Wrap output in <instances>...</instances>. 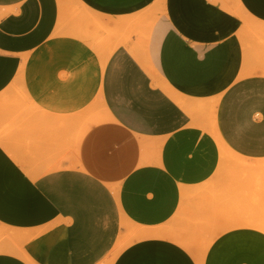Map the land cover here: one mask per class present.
I'll use <instances>...</instances> for the list:
<instances>
[{"label":"crops","instance_id":"0c3cea01","mask_svg":"<svg viewBox=\"0 0 264 264\" xmlns=\"http://www.w3.org/2000/svg\"><path fill=\"white\" fill-rule=\"evenodd\" d=\"M75 2L119 29L105 61L60 0H0V264H264L216 191L218 140L264 163V0Z\"/></svg>","mask_w":264,"mask_h":264},{"label":"rangeland","instance_id":"374dc122","mask_svg":"<svg viewBox=\"0 0 264 264\" xmlns=\"http://www.w3.org/2000/svg\"><path fill=\"white\" fill-rule=\"evenodd\" d=\"M65 3L66 14L64 19L66 22L64 23L67 29H64L62 26V28H60V32L66 31L64 32L65 34H70L83 39L89 36L88 41L92 42L96 46V51L104 57L108 51L115 48L120 42H123L118 39L119 29H116L117 31L115 34L112 32L106 33V28L99 22L96 14L86 8L79 7L77 2L74 3V0H65ZM69 3H74V6L71 8ZM142 14L150 15L148 17V21L146 20V22L142 23L130 22L126 24V26L123 25V32L130 34L136 31V28L137 30L142 31L144 34L143 38L139 40V46L141 44L145 47V45H148L149 43L151 31H153L156 27L157 21H161L164 13L162 9L154 11L147 9ZM80 19L86 22L82 24V26H78L77 23ZM150 59V55H144L142 62L147 63L150 66ZM97 111H99V108ZM194 114L200 117H206L208 123L211 124L213 118V108L208 105L206 110L202 108L197 109ZM240 161V159H237L228 153L222 152L219 179L216 181V191L218 193H222L223 196H227V194L237 196L240 203L245 202L246 205L250 207V211H254L256 219H259L258 225L256 226L262 227L264 226V169L258 171L239 170L236 168V163ZM240 206L241 204L238 205V207ZM260 230L262 229L260 228Z\"/></svg>","mask_w":264,"mask_h":264},{"label":"bare ground","instance_id":"6f19581e","mask_svg":"<svg viewBox=\"0 0 264 264\" xmlns=\"http://www.w3.org/2000/svg\"><path fill=\"white\" fill-rule=\"evenodd\" d=\"M65 14H66V3H65V0H60V19H59V24H58L59 30L63 26V23L65 22V19H64L65 18ZM113 49H111L110 51H108L106 53L105 57L102 56L103 61H105L107 59V57L109 56V54L112 52ZM210 130L212 131V133L214 135H216L215 129H214V127L212 125H210ZM218 141L220 143L222 152L228 153L229 155H232V156H234L236 158V156H235L234 153H232L230 150H228V148H226L222 144V142L220 140H218ZM237 159H240V157L237 158ZM241 161L238 162V163H236L237 164L236 165V168L239 169V170H246V171L247 170H253V171H258V170L264 169V163L263 164H254V163L248 162L246 160H241ZM257 227L258 228H261L264 231V226H262V227L257 226Z\"/></svg>","mask_w":264,"mask_h":264}]
</instances>
